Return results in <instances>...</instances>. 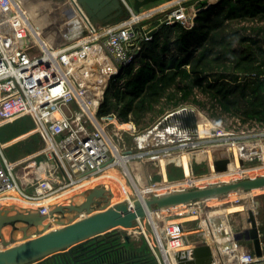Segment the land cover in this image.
<instances>
[{"label":"built area","instance_id":"2783aa9c","mask_svg":"<svg viewBox=\"0 0 264 264\" xmlns=\"http://www.w3.org/2000/svg\"><path fill=\"white\" fill-rule=\"evenodd\" d=\"M215 1L219 0H172L141 12H136L127 4L130 12L127 18L93 30L82 22V18H87L80 13L82 18L79 17V27L84 29L81 34L73 33L63 43L53 46L42 44L32 35L35 45L20 48L13 44L14 20L17 18L18 23L26 28L27 24L21 21L22 17H18L16 8L12 5L13 0H0V128L13 120L30 116L35 125L28 134L39 133L43 137L36 152L13 161L4 155L3 149L14 143L17 137L7 141L0 139V193L17 188L25 198L20 207L38 209L40 213L46 214L59 199H66L63 198L65 194L60 195V188L79 185L92 177H96L95 182H86L68 193L87 190L93 185L106 186L103 183L107 177L104 171L116 165L122 168L130 185L136 189V198L141 199L171 188L195 187L204 183L240 180L264 174V169H261L255 175H249L251 171H248L227 179H205L188 184L191 180L187 179L189 177L186 174L180 179H169L168 174L161 171V179L155 180L149 167L146 169L148 163L158 167L165 165V168L170 163L185 167L179 156L164 159L165 163L159 157L182 151L188 153L189 163L194 165L199 153L210 147L211 150L207 153L208 168L210 166L212 171L215 153L221 152L217 150V146L228 152L232 150L228 147L233 144L253 147L248 151H237L234 148L236 156L241 159L257 156L262 159L259 163H240L233 168L262 165L264 126L257 129L253 127L256 131L262 129L257 133L249 130L248 134L240 132L238 136H224L226 133L223 128L213 123L216 128L213 135L186 136L172 122H164L167 114L150 126L140 128L134 121H124L114 112H99L110 79L120 73L123 63L140 54L143 40L151 39L153 32L165 23L179 22L185 26H193L200 12L216 4ZM65 12L67 13L61 11L62 14ZM157 14L160 17L151 25L148 20L154 19ZM75 51L78 52V57L72 60L71 56ZM261 78L264 83V71ZM236 121L241 120L238 118ZM257 145L261 148H256ZM40 155L45 156L43 161L37 160ZM129 164L134 165L135 175L129 171ZM139 164L144 165L145 178L139 170ZM214 173L222 174L216 171ZM193 174L200 175L195 172ZM111 178L115 179L113 175ZM184 179L187 182L182 181ZM122 189L126 191L123 185ZM227 196L232 194L195 200L191 204L175 208L176 210L155 208L150 211L149 214L159 216L157 222L153 223L158 246L151 241L142 222L139 227H133L134 234H143L158 264H191V261H196L195 258L192 260L191 255L187 254L182 258H178V255L195 249L201 240L206 241L211 248L210 264H264V250L257 253L246 244L240 245L232 213L212 211L230 205L225 201ZM14 201L18 203L17 200ZM115 202L117 201H111L110 204ZM0 203H3L2 198ZM238 203L246 202L242 200ZM191 214L197 216L192 220L199 221L200 226L196 230L202 232L201 240L190 239L192 230L185 225L187 221L165 220L167 216ZM130 233L131 231L126 232L131 235ZM256 234L260 239L263 237L258 222Z\"/></svg>","mask_w":264,"mask_h":264},{"label":"trees","instance_id":"16d2710c","mask_svg":"<svg viewBox=\"0 0 264 264\" xmlns=\"http://www.w3.org/2000/svg\"><path fill=\"white\" fill-rule=\"evenodd\" d=\"M234 20L245 24L235 26ZM141 45L140 55L123 63L120 73L110 79L100 113L114 112L145 128L155 115L202 103L199 91L221 111L252 126H264V0H221L201 11L193 26L162 24ZM185 172L171 164L167 174L169 179H180ZM15 230L3 231L5 238L14 237ZM116 230L86 245L98 246L96 256L108 258L110 253L116 259L128 257L133 264H158L144 236L140 241L122 240Z\"/></svg>","mask_w":264,"mask_h":264},{"label":"water","instance_id":"95a60500","mask_svg":"<svg viewBox=\"0 0 264 264\" xmlns=\"http://www.w3.org/2000/svg\"><path fill=\"white\" fill-rule=\"evenodd\" d=\"M124 0H67V6L75 8L85 17L84 12L88 13L96 26L99 27L95 16V10L101 5H116L119 11H122ZM132 1L134 9L156 4L161 0H126ZM125 4H128L127 2ZM127 6V5H126ZM82 7V8H81ZM117 12V11H116ZM109 17L107 22L115 16ZM103 24V23H101ZM135 58V57H134ZM165 123L172 122L176 127L184 132L186 136H208L216 133L213 123L198 109L192 106H183L170 111L164 120ZM217 170L225 168L227 159L214 161ZM190 171L194 173V167L190 163ZM264 187V174L251 176L245 179H232L222 182L204 183L195 187H177L171 188L160 193H153L146 199L136 198L133 202L125 198L110 204L104 203L100 209H96L101 204V200L95 197H107L104 193V187H93L89 190H83L84 197L80 201L72 199H59L51 207L49 213L42 214L38 209L16 207L10 203H0V230L3 226L10 224L16 228V223L24 222L27 226L37 227L35 233L28 235L24 228V236L20 240L11 237L9 240L0 237V264H133L127 258L116 259L110 254L108 258L96 256L97 245L86 242L92 239H99L102 235L120 228L139 227L140 218L145 217L155 206L160 209H175L184 205L191 204L195 200L213 199L242 192L245 190H254ZM76 194V193H74ZM107 199V198H105ZM169 209V210H170ZM67 211H74L75 215L68 216V221L58 227H49L48 223L51 216L62 221L66 217ZM124 239H134L129 234H119ZM260 241V240H259ZM251 241L240 240V245L248 244ZM263 248V245H261ZM262 249L257 253H262ZM178 258L189 254L196 259L191 264H210L211 248L206 241L201 240L195 249L181 252ZM183 264V262L181 263Z\"/></svg>","mask_w":264,"mask_h":264},{"label":"rangeland","instance_id":"374dc122","mask_svg":"<svg viewBox=\"0 0 264 264\" xmlns=\"http://www.w3.org/2000/svg\"><path fill=\"white\" fill-rule=\"evenodd\" d=\"M51 1H53V0H51ZM57 1H59V0H57ZM215 2L219 3V2H221V0L215 1ZM12 5H13L14 9L15 8L17 9V6L15 4H12ZM66 14H67L66 12L63 13V18L66 17L68 20H70V17L73 18V16L74 17L77 16L76 20H72L73 22L76 21L75 31L73 33L78 32L77 35L81 34L84 29L81 26H80L81 28L79 27V25H80L79 20H80V18H82L80 12L74 7L72 10V14H71L73 16H68ZM158 17H160L159 14L154 19H157ZM154 19H152V20L149 19L148 22L149 21L152 22V21H154ZM21 21H22V19H21ZM234 21H237V22H235V23H237L235 26H238L240 24H245V22L243 20L242 21L241 20L240 21L234 20ZM238 22H240V24H238ZM151 25H148V26H151ZM15 27H16L15 28V36L13 38V42H14L13 44L14 45H18L20 48L35 45L32 33L24 25H22L21 23H18V21H17L15 24ZM137 55H140V54H137ZM137 57H135V58H137ZM197 92H198L199 99L202 100V103H189L188 105L198 108L212 123L223 128L224 132L226 133L224 136H229V135L230 136H238V135H240V132H244L245 134H248L249 130L254 131L255 133L260 132L262 130V129L257 130V131L253 130L252 129L253 127L255 129L260 128V127L254 126V125L252 126L249 122L244 123V122L240 121L241 122L240 123L239 121H236V119H238V117H235L234 115H230L227 112L221 111L220 108L215 107L214 103H212L213 100L211 98H208L206 95L204 96L199 91H197ZM170 111H172V110L169 109L166 111V113H163L160 115H155L156 119H154L151 122V124L157 120L162 119L165 114L168 115L170 113ZM150 114L152 115L153 113L151 112ZM34 125L35 124H34L32 118L30 116H26V117H22V118L13 120V121L1 126V128H0V139L1 140L7 139V138L11 137L12 135L16 134L17 132H20L23 130L22 133H19V134L13 136V137L18 138L16 141L13 140L14 143L8 145L7 147H5L3 149L4 155L10 161L16 160V159L21 158V157H25L31 153L36 152L39 149V147L41 146V141H43V137L39 133L28 134L29 133L28 131ZM136 126L139 127L138 125H136ZM19 135H21V136H19ZM13 137H11V138H13ZM228 148L232 149V150L227 152V150L223 149L220 146H217V150H221V152H216L214 159L216 161L227 159V164H226L225 168H222L219 170H217L216 167L214 166L213 171H219V172L225 171V169L228 170L231 167L232 168L236 167L240 163H249L247 165H252L255 163H259V161L262 160L258 156L257 157H250V159H241V157L236 156L235 149L237 151H248V150L253 148L251 146L233 144ZM256 148H261V146L257 145ZM205 149H206L205 151H202L199 153V156L196 158V160L194 162L193 166H194V172H196V174L202 175L205 173L212 172V171H210V169H211L210 166L208 168L209 156L207 154L208 152H210L211 148L206 147ZM28 150H32V152L27 154L26 152H28ZM180 153L181 152H177V154H180ZM44 157H45L44 155L43 156L40 155L37 157V160L43 161ZM161 157H163V156H161ZM180 157H182V156H180ZM180 161L182 163H184V165H185V167H183L184 172H185V170L190 172L189 156H187L185 158H183V157L180 158ZM170 165H171V163L169 165H167V167L165 168V165L158 167L156 165H153L152 163H148V165L146 166V169H147V167H149V170L151 171V174L154 176V179L160 180L161 179L160 172L163 171V174H166L168 172V168ZM139 166H140L139 170L142 173L143 177L145 178L146 174L144 171V165L139 164ZM131 168L134 170V165H131ZM178 171L181 172V170H178ZM208 171H210V172H208ZM197 172H199V173H197ZM257 172H259V171H255V172L251 171V172H249L250 173L249 175H251V174L255 175ZM185 174H186V172H185ZM185 174H184V176H185ZM191 175H195V174H189L188 176H191ZM227 178H231V177L209 179V181L219 180V179H227ZM224 181H228V180H224ZM132 189L134 190V188H132ZM164 191H166V190H164ZM237 199H241V200H237ZM242 200H244L245 202L248 203L246 210H248V211L251 210L252 216L255 217V221H256V222H254L255 231H256V227H257V222L259 225H261V228H262V225H264V188H261V189L259 188V189H254V190H245L242 192H234V193H232V196H227L225 198V201H227L230 205H228L227 207H219L218 209H213V211L214 210H220V209H228L233 213L235 211L242 210L244 208V205H237V203L239 201H242ZM102 206H103V204L98 205V207H102ZM155 208H157V206H155ZM162 218H163V216H162ZM195 218H197V216L195 214L194 215L191 214V215H180V216H175V217L174 216H167L165 218V220H168V221L170 219H177L175 221L185 220V221H187V223H185L186 226H189L190 225L189 223H191L192 226H196L199 223L188 222L189 219L192 220ZM192 221H194V220H192ZM263 229H264V227H263ZM133 230H135V229H131V230L127 231L126 228H120V229H117L114 232V234L115 235L126 234V232L129 233V231H131L130 234L134 238L133 240L138 239L140 241L143 237V234H141L140 232L137 234H134ZM136 230H138V229H136ZM26 232L28 233V235L33 233V231L29 230V229H26ZM1 233H3V231L1 232V230H0V237L3 238V235ZM23 235H24V228L17 229V230H15V232H13V236L15 237V240H20L21 237H23ZM197 236L201 237L203 235L198 234ZM121 239H123V237H121ZM190 239L195 240V237L190 236ZM263 239H264V235H263Z\"/></svg>","mask_w":264,"mask_h":264},{"label":"bare ground","instance_id":"6f19581e","mask_svg":"<svg viewBox=\"0 0 264 264\" xmlns=\"http://www.w3.org/2000/svg\"><path fill=\"white\" fill-rule=\"evenodd\" d=\"M44 1L48 5L49 0L48 2L47 0H44ZM50 2L49 4L52 6L51 10L48 9V7L46 9L43 8V7H46L44 3L39 6H36L33 3H31L30 0H13V3L17 6L16 12H17L18 17H22L21 19L24 20V22H26L27 28L31 30V33L34 36V38L38 40L39 42H41L42 44L46 43L49 46L51 45L53 46L59 43H63L65 38L72 36L73 32L75 31V27L73 26H75L74 24H76V21L73 22L72 20H76V17L68 13V16H73V18L70 17V22H69V20L66 17L63 18V14L61 13L63 3L59 1L57 2L50 1ZM81 11L82 13L84 12L85 17L87 18V20L83 18L82 22L86 24L90 29L92 30L95 29L97 27L95 21L91 17H89L88 13L85 12L83 8L81 9ZM14 21H17V18ZM79 23H81L80 20H79ZM77 57H78V52L76 51L73 52L71 59L74 60ZM170 130H172V128H170ZM17 139L18 138L14 140H17ZM162 156L163 157L161 156L159 157L161 158V160L164 161V159H168V158H174L178 156L179 157L182 156L183 158H185L189 155L186 151H182L180 154L171 153V154H166ZM44 164H43V167H45ZM261 169H264V164L253 165L250 167L240 166L239 168H230L228 170L225 169V171H220V173L222 174L214 173L215 172L214 171V172L206 173L204 175H191V176H186V177H189L187 179L191 180V181H188V184H192L194 182L198 183V182L204 181L205 179L232 177L233 175H238V174L248 172V171H254V172L260 171ZM125 171L128 174L130 171L133 173V175H135L130 164H129V171L126 169ZM216 172H219V171H216ZM104 173H105V176H107L106 180H104L103 182L106 184V186H102V187H104V193L107 194V197H103V198L95 197L96 200H101V204H104L108 202L109 199L112 202L119 201L126 197L129 198L131 201L136 199L137 191L133 186L130 185V182L127 178L128 176L125 174V172L122 170L120 166L116 165L114 167L106 168ZM112 175L115 177V179L111 178ZM95 179L96 177H92L90 180L86 182L93 183L95 182ZM185 180L186 179L182 181H185ZM86 182L84 183L81 182V184L79 185H67V186L60 188L58 191L61 192L60 195L65 194L63 198H66V200L72 199L78 202L84 197V193H81L83 190H80V191L78 190L73 193H68V192L75 189L76 187H80L81 185H84ZM185 182H187V180ZM122 185L126 188V191H123ZM138 185L141 186L139 182H138ZM92 187H94V185L91 186V188H88L87 190L92 189ZM132 188H134V190ZM259 188L261 189L264 187H259ZM0 198H2L3 203H6V204L10 203V204L16 205V207L18 206L20 207L21 203L24 204L25 202L23 201L25 199L24 196L21 194V192L17 188H12L9 191L0 193ZM14 200H17L18 203L16 204ZM96 207H98L97 204H96ZM96 209H100V207ZM165 210H168V209H165ZM173 210H176V209H173ZM220 210L221 212L225 211L227 213H232L228 209H220ZM220 210H214V211L216 213H219ZM73 215H75L74 211H67L66 217L62 221L58 220V218L54 216H51L48 225L49 227L61 226L66 221H68L67 219L68 216H73ZM158 217L159 216L157 214L150 213L149 216L140 218V221L142 222L146 233L150 237L151 241L155 244V246H158V244L156 242V232L153 228L154 227L153 223L155 221L157 222ZM16 225H17L16 230L20 228H26L24 227L26 224H24V222L22 221L17 222ZM9 227L12 228V225L9 224ZM26 229L32 230L33 233H35L37 230V227L27 226ZM130 229H133V227H131ZM227 229L229 230V228Z\"/></svg>","mask_w":264,"mask_h":264},{"label":"crops","instance_id":"0c3cea01","mask_svg":"<svg viewBox=\"0 0 264 264\" xmlns=\"http://www.w3.org/2000/svg\"><path fill=\"white\" fill-rule=\"evenodd\" d=\"M30 1H31V3H33L36 6H39V5L44 3L46 7H43V8L46 9L48 7V9H50V10L52 9V6L49 3L47 5L44 0H30ZM53 1H55V0H53ZM170 1H172V0H161V1L157 2L156 4L147 5V6L141 8L140 10H137V11L132 6V4H131L132 1L130 3H129V1L128 2L126 1V2L136 12H139V11L141 12V11H144L148 8L156 7V6H159L161 4H164V3H167ZM186 1H191V0H186ZM56 2H57V0H56ZM62 3H63L62 7H64V11H67V13H72V10L75 6L73 7L70 5V6L66 7L67 6V5L65 6L66 2H62ZM121 3H122V6L123 5L125 6V8L123 10L124 12L119 11L120 13H118V9L116 8V5H113L114 7L110 9L111 5H108V3H106L105 5H101L98 9H96L95 10V16H96V19L98 20L97 22L99 23L98 26H103V25H107V24H114V23H117V22L127 18L130 15L128 8L126 7L127 4H125L123 1ZM50 10H48V11H50ZM115 13H118V15L115 16L111 21L107 22L109 17L113 16ZM157 15L155 17H157ZM16 22L17 21H14V26H15ZM149 22H150V24H152L153 22H155V19H154V21H152V22L149 21ZM101 23H103V24H101ZM237 205H244V208L242 210H238V211H235L232 213V219H234L235 228L237 229V231L239 233L240 240H242L244 242L246 239L247 240L249 239L251 242L246 244V245L250 249H252L253 251L255 250L256 252H259L261 249L264 250V247L263 248L261 247V245H263V242H264L263 237L260 239L259 236L256 234V231L254 229V222H256L255 217L252 216L251 210H249V211L246 210L248 203L247 202L246 203H237ZM189 221H192V220H189ZM193 222L199 223V221H197V220L196 221L194 220ZM189 224L190 225L188 227H190V229L192 230V233L190 234L191 237H195V240H201V238L203 236L198 237L197 235L202 234V232H199L198 230H196L198 228V226H200V224H197L196 226H192L191 223H189ZM261 240H263V241L261 242ZM135 241H139V240L137 239Z\"/></svg>","mask_w":264,"mask_h":264},{"label":"flooded vegetation","instance_id":"af4514ba","mask_svg":"<svg viewBox=\"0 0 264 264\" xmlns=\"http://www.w3.org/2000/svg\"><path fill=\"white\" fill-rule=\"evenodd\" d=\"M55 1H56V0H55ZM59 1H60V2H66L67 0H59ZM47 2H48V0H47ZM49 2H50V0H49ZM49 2H48V3H49ZM50 3H51V2H50ZM62 6H63V5H62ZM65 6H66V4H65ZM123 6H124V5H123ZM123 6H122V9L124 10L125 6H124V7H123ZM66 7H68V6H66ZM126 7H127V6H126ZM63 10H64V7H62V11H63ZM123 10H122V11H123ZM125 11H126V10H125ZM123 12H124V11H123ZM12 229H16V228H10V227H9V224H7V225L3 226L2 231H4V232L7 231V232H8V230H12ZM109 255H110V253H109ZM109 255H108V256H109Z\"/></svg>","mask_w":264,"mask_h":264},{"label":"clouds","instance_id":"9594fccd","mask_svg":"<svg viewBox=\"0 0 264 264\" xmlns=\"http://www.w3.org/2000/svg\"><path fill=\"white\" fill-rule=\"evenodd\" d=\"M133 59H135V58H133ZM133 59H132V60H133ZM184 105H185V104H184ZM192 107H193V106H192ZM195 108H196V107H195ZM196 109H198V108H196ZM198 110H199V109H198ZM195 173H196V172H195Z\"/></svg>","mask_w":264,"mask_h":264}]
</instances>
